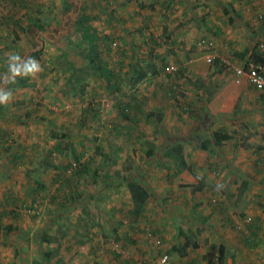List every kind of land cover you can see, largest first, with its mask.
Returning a JSON list of instances; mask_svg holds the SVG:
<instances>
[{
	"label": "rangeland",
	"instance_id": "obj_1",
	"mask_svg": "<svg viewBox=\"0 0 264 264\" xmlns=\"http://www.w3.org/2000/svg\"><path fill=\"white\" fill-rule=\"evenodd\" d=\"M261 1H243L252 13L251 17L264 12V7H259ZM66 2L75 16L79 13L84 15L86 12L83 11L87 9L89 15H93L89 20L75 22L77 29L80 23L85 22H91L100 29L96 53L98 67L85 63L84 57L80 56L87 52L84 43L72 44L71 52H67L68 55L75 53L79 59L76 62L74 57L75 64L81 65L76 71L72 70L75 74L70 82L65 81L63 75V70L71 67L61 52L65 36L57 39L56 35L58 42L55 39L49 44L46 39L52 30L56 32L57 14L61 10L55 6ZM233 3L234 0H19L18 3L0 0V75L6 71V60L10 54L25 56L31 50L40 49V59H34L42 67L34 77L18 76L9 83L7 88L13 93L12 100L0 105V114L3 113L0 119V184L3 186L11 179L17 180L19 174L24 176L29 186L25 193V212L38 222H35L36 229L28 230L21 237L17 233L9 237L10 240L0 236V242L16 248L17 264H126L130 243L124 237H116V231H122V228L125 232L138 228L141 235L147 234L144 241L150 242L154 252H158L155 247L162 241L157 237L155 240H159L155 243L152 238L157 219L162 214L168 217V213L177 212V205L164 199L161 202L163 207H159V200L153 197L148 208L149 220L140 226L126 206L123 195L121 205L113 211L110 206L112 182L121 175L132 173L139 180L146 175L145 182L150 187L148 180L151 176L143 167V159L149 156L154 165L148 170L160 172L157 177L160 182L156 181L154 189L171 184L173 176L177 175L176 158L169 152L158 158L151 157L147 148L151 142L154 152L168 150V145L177 140V125H171L170 118L164 120L161 117L154 121L150 114L161 115L163 111L159 109H163L165 104L175 108L171 110V118L177 119V105L190 103V97L186 95L191 94L184 92V86L198 87L204 84V80L201 76L188 75L186 63L189 55L203 54L201 59L204 60V54L210 48L203 46V41H214L210 38L216 36L212 22L207 19L211 16L218 19L222 15H219L220 11L226 6L233 7ZM8 15L17 22L2 19ZM37 18L47 27L44 35V30L39 32L36 28H28ZM255 18L264 23L262 18ZM257 41L253 40L254 47ZM227 58L232 60L230 55ZM44 59L48 62L41 61ZM213 63L232 72L233 80L238 81L230 68L217 61ZM165 66L169 68L165 69ZM139 72L145 74V78H139ZM172 84L177 87L176 100L169 91ZM157 89L162 95L149 97ZM233 129V133L240 135L241 146L253 144L244 140L245 134H240L242 131L238 127ZM165 134L166 140L163 141ZM144 140L149 142L143 143ZM114 161L117 175L112 173ZM122 163L128 165V170L119 168L124 167ZM221 164L215 160L210 163V173L214 177L224 171L225 164ZM231 173L234 174L232 170ZM203 175L198 174L200 177ZM49 178L53 179L51 183H48ZM34 179L39 181L35 185ZM26 183L21 186L24 192L28 189ZM202 189L201 184L196 191H200L203 200L210 201L214 207L224 197L223 192ZM194 190L191 185L190 191L181 193L182 199L186 200L185 205L194 200L189 197ZM261 195L264 197V192ZM211 198L215 200L211 201ZM198 211L190 209L187 214H198ZM246 216L234 214L237 219L234 224L245 228L252 218L251 215L249 218ZM162 221H165L163 216ZM166 222L168 229L173 227L174 231L177 230V217H169ZM43 233L49 238L41 236ZM187 236L191 238L190 232ZM238 236L235 229L229 240L237 241ZM150 238L153 241H148ZM115 242L121 244L123 252L113 247ZM31 246L37 248L32 259L29 254H22L27 250L31 252ZM55 247L58 248L57 254L44 260L42 250ZM221 254L226 256L227 252L221 249L220 257ZM217 255H212L213 264H221ZM251 258L246 259L247 263L243 262L261 264L253 259L250 263Z\"/></svg>",
	"mask_w": 264,
	"mask_h": 264
},
{
	"label": "crops",
	"instance_id": "obj_2",
	"mask_svg": "<svg viewBox=\"0 0 264 264\" xmlns=\"http://www.w3.org/2000/svg\"><path fill=\"white\" fill-rule=\"evenodd\" d=\"M243 1L234 0L233 7H222L223 10L219 14H222L221 17L214 20L211 16L207 19V21L212 22L213 33L216 34V36L213 35L210 38L215 39L214 41L210 40L212 43L210 51L226 57L230 55L232 61L238 64L251 52L253 40H258L264 32V23L255 17H251L252 13ZM261 4L259 7H264V0L261 1ZM55 8L61 10L57 14L58 23H55L56 32L53 33L54 30H52L50 32L51 36H47L46 39L49 44L55 41L56 35L58 36L57 39L65 36L62 45L64 46L63 51L66 52V55H63V58L67 60V64L70 63L71 67L69 65L70 69L63 70V75L64 80L70 82L71 79H74L73 76L75 74L72 70L76 71L81 65L75 64V53L68 55L67 52H71L70 48L72 44L77 42L84 43L87 46V43L84 41L88 40V36L92 38V43L97 46L98 38H100V29L91 22L80 23L79 29H77L75 22H78L83 15L79 13L75 16L76 13L73 12L72 7L67 5V2L63 5L55 6ZM35 11L37 10L33 12ZM33 12L32 14L34 15ZM83 12L89 15L88 9ZM29 25L28 28H36L35 30L39 32L40 30H44L42 32L43 35L46 32L45 29L47 27L41 21L37 24L30 23ZM67 25H69V28ZM20 27L23 29V26ZM220 31L223 32L221 33ZM76 37L78 39L75 40L74 38ZM213 43H215L214 47ZM97 49L99 50L98 46ZM85 54L86 52H83L80 56L85 59ZM201 57L203 58V54L201 56L191 54L187 63L185 62L187 64L186 71L188 75H192L193 77L201 76L204 84L198 87L192 85L184 86V92L188 91L191 94L189 96L186 95V97H190V103L177 105V119L171 118V113L173 112L171 110L175 108L165 104L163 109H159L163 111L162 116L159 113L151 112L150 114L154 116V121L160 120L161 117L164 120H169L170 118L172 121L171 125H177V140L174 141L180 144L176 148L177 175L173 176L171 184H167L165 188L154 189L156 181L160 182L157 179L160 172L154 173L148 170L149 166L154 165L149 156L146 157L147 160L146 158L143 159V167L149 176H151L148 181L149 186L152 188L148 187L145 182L146 175H143L144 178L140 180L132 173L121 175L118 180L112 182L110 206L113 208V211H116V208L121 205L122 195L126 206L131 210L132 202L126 185L127 180H136L149 193V196L140 208L139 214L136 216V220H138V225L140 226L147 223L146 220H149L147 217L149 213L148 208L151 206L153 197L159 200V207H163L161 202L164 199H169V201L171 200L170 202L177 205L178 209L175 213H168V217L162 214L165 221H162V216L157 219L158 225L154 231L155 234L152 233L155 236H152L154 241L151 238L148 241L157 243L156 241L159 239L155 240V238H160L162 243L155 247L158 249V252L156 250L154 252V246L150 242L144 241L143 238L147 234L145 236L141 235L138 228L130 230L133 232H125V228H122V231L120 229L116 231V237H124L125 241L130 243L127 249L130 252H128L129 258H127L126 264H159V258L163 254L168 256L167 264H186L187 262H191L192 264H213L212 255L218 253L217 256L220 257L218 252L220 243H222L223 252H227L226 256L221 254V264H245L247 263L246 259L250 257H252L250 263L253 259L254 262L264 264V197L262 196L263 193L261 195V192H264V96L243 74L234 75L238 80L234 81L232 72L225 71L224 68L218 66L216 63H208L202 60ZM76 59V62H79L77 57ZM41 61L48 62L47 59ZM85 63H87L86 59ZM145 76L144 74L139 77L138 74V77L141 79L145 78ZM75 78L78 79L79 77ZM160 92L159 89L154 90L152 96L149 95V97L156 96L158 98L159 95H162ZM2 115L3 113L0 114V119ZM164 120L163 122H165ZM237 127L242 131L240 134H245L243 136L244 140H248V142L252 141V145H240V135L233 133L235 131L233 128ZM214 129L226 132L230 134V137L214 144L211 135V131ZM166 136L165 134L163 141L166 140ZM236 139L237 143L234 145L233 143L236 142ZM148 142L149 140H144L143 143ZM152 148L153 145H149L147 149L150 152V156L152 155L151 157L155 156V158H158L168 155V152L173 158L175 157L170 149L154 152ZM212 160L225 164L224 171L215 177L210 173L209 169ZM122 164L124 167L119 168H126L128 170V165L126 163ZM112 167V173L117 175L118 169L115 161ZM211 170H214V168H211ZM215 170L218 171L217 168ZM231 170L234 174L231 173ZM205 171H209V173ZM44 172H47V170ZM119 173H122L121 170H119ZM193 174H197V176L194 177ZM198 174L204 175L200 177ZM17 176V180L11 179L7 181V185L1 186L2 184H0V236L4 237V239L8 238V240L12 236L14 237L16 233L21 237L28 230L37 228L35 224L37 220L31 218L25 212V193L29 190L28 181L26 183L25 177L21 174ZM230 176L234 177L231 178ZM235 176H237L236 179ZM169 178H171V175H169ZM52 180V178H49L48 183H51ZM25 183L28 189L24 192L21 186H24ZM221 183L224 187L219 191L224 193V197L215 206L216 208L210 201L203 200L200 191H196V188L201 184L203 185L202 190L208 191L209 189L211 191L215 190L216 185ZM191 185L195 190L189 194V197L194 200L185 205L186 200L182 199L181 193H185L186 190L190 191ZM117 191H120V194ZM184 197L186 198L185 195ZM13 199L15 202H12ZM190 209H198V214L192 213L189 216L187 213ZM232 211H237V213L232 214ZM234 214L237 217L238 215H251V222L247 223L245 228L244 225L243 227H239L234 224L237 220ZM174 216L177 217V230L175 231L173 227L168 229L169 227L166 224L167 219L169 217L171 219ZM234 228L239 233L237 241L229 240V236L235 234ZM247 229L248 232H246ZM189 232L190 239L187 236ZM219 235L223 240L221 242ZM35 236L38 238L36 234ZM200 236L202 237L201 239ZM39 237L41 238V236ZM175 238H177V241ZM0 245V264H17L18 260L15 256L16 248L9 244H4V242H0ZM119 245L121 246V244ZM29 249H31V252L27 250V253L23 251L22 254L26 256L29 254L31 256L30 259H32L37 252V248L33 249L31 246ZM125 255L127 257L126 250ZM218 257L217 260L219 261Z\"/></svg>",
	"mask_w": 264,
	"mask_h": 264
},
{
	"label": "trees",
	"instance_id": "obj_3",
	"mask_svg": "<svg viewBox=\"0 0 264 264\" xmlns=\"http://www.w3.org/2000/svg\"><path fill=\"white\" fill-rule=\"evenodd\" d=\"M12 1L15 2V3H18L19 2V0H12ZM255 17H257V16H255ZM259 18H261V17H259ZM2 19L3 20L12 19L13 21L17 22L16 19L13 18L12 15H8V18L6 16H3ZM89 19H91V17L89 15H87V14L83 15L82 18H81L82 21L89 20ZM17 20H19V19H17ZM38 22H39V19L37 18L36 20L34 19L31 22V24H37ZM84 42L87 43V52L85 54V59H86L87 63H90L91 66L98 67V64L96 63L97 62V58H98L97 55H96V53H98V49H97L96 44H93L92 43V38L90 36H88V40L87 41H84ZM255 46L256 47H254V46L252 47V50L249 53L248 57H252L255 60H261L262 58H261L260 53H259V51L257 49V43H256ZM61 52H62L63 55H66V52L63 51L62 49H61ZM29 55L31 57H33V58H39L40 57V49L39 50H31L29 52ZM143 75L144 74L142 72H139V77H141ZM58 135H60V134H58ZM211 135H212V141H213L214 144L219 143L222 140L230 137V134H228L226 132H222V131H220L218 129L212 130L211 131ZM148 145H152L151 142H149ZM178 145H180V144L177 143V142H174V143H172L169 146V149L173 153V155L175 156V158H176V150H177L176 148H177ZM150 147H152V146H150ZM36 182H39V181L38 180H35L34 185H35ZM126 185H127V189L129 191L130 197H131V202H132L131 213L134 216H137L139 214V212H140L141 206L143 205L144 201L149 196V193L142 186L141 183L137 182L134 179L127 180L126 181ZM41 236L49 238V235H47L45 233L41 234ZM221 249H222V245L220 244V246H219V252L221 251ZM57 251H58V248H56V247L53 248V249L52 248L51 249H48V248L47 249H44L42 251V257L45 260H47L50 257L56 255L57 254ZM218 259L220 260L221 257H218Z\"/></svg>",
	"mask_w": 264,
	"mask_h": 264
},
{
	"label": "built area",
	"instance_id": "obj_4",
	"mask_svg": "<svg viewBox=\"0 0 264 264\" xmlns=\"http://www.w3.org/2000/svg\"><path fill=\"white\" fill-rule=\"evenodd\" d=\"M257 17H261L264 19V13H259ZM211 41L206 40L205 42L203 41V46H206L208 49L211 47ZM257 49L260 53L261 60H255L252 57H246L244 58L241 63H234L232 60L228 59L226 56L223 55H217L212 51H207L204 54V60L207 62H214L217 61L219 64L230 68L235 75H240L243 74L246 79L252 83L254 86H256L261 94L264 96V32L261 35V37L257 41ZM169 66H165V69H168ZM237 79V78H236ZM170 94L173 97V99H177L178 97V92H177V87L172 84L170 86ZM212 201H214V198H211ZM250 215H247L246 218H249ZM113 247L118 250L123 252L124 250L118 243H113ZM166 258V260H165ZM168 261V256L166 254H163L159 258V264H167ZM186 264H192L191 262H187Z\"/></svg>",
	"mask_w": 264,
	"mask_h": 264
},
{
	"label": "clouds",
	"instance_id": "obj_5",
	"mask_svg": "<svg viewBox=\"0 0 264 264\" xmlns=\"http://www.w3.org/2000/svg\"><path fill=\"white\" fill-rule=\"evenodd\" d=\"M41 71L40 63L30 55L10 54L6 60V71L0 75V105H6L12 100L13 93L7 85L13 83L16 77H34ZM223 187L222 183L217 184L215 190L219 191Z\"/></svg>",
	"mask_w": 264,
	"mask_h": 264
}]
</instances>
